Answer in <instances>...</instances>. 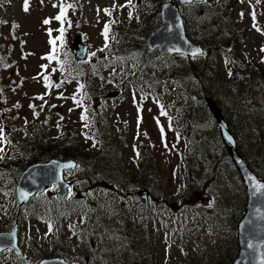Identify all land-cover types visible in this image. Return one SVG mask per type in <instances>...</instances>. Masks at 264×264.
<instances>
[{
    "label": "rangeland",
    "instance_id": "rangeland-1",
    "mask_svg": "<svg viewBox=\"0 0 264 264\" xmlns=\"http://www.w3.org/2000/svg\"><path fill=\"white\" fill-rule=\"evenodd\" d=\"M166 1L27 0L25 10V0H0V230L18 220L20 247L32 258L5 251L0 264H34L62 251L79 264H124L121 257L139 252L144 259L134 264H230L236 256L245 187L218 144L206 98L264 180V0L180 5L187 38L204 48L200 57L146 48ZM77 34L89 51L71 75ZM64 132L74 139L67 150L79 161L97 158L96 166L110 142L113 175L78 166L87 194L75 206L53 212L57 199L47 191L16 211L6 188L25 166L23 154L55 156L50 147ZM137 186L148 189L146 203Z\"/></svg>",
    "mask_w": 264,
    "mask_h": 264
},
{
    "label": "water",
    "instance_id": "water-1",
    "mask_svg": "<svg viewBox=\"0 0 264 264\" xmlns=\"http://www.w3.org/2000/svg\"><path fill=\"white\" fill-rule=\"evenodd\" d=\"M202 0H177L178 4H190ZM160 24L146 38L148 49L161 48L167 53H181L187 56H195L202 53V47L193 44L185 34L183 18L179 6L173 1L164 2L160 8ZM74 57L83 60L87 54V44L82 42L81 36L76 35L72 41ZM117 92L107 93V97H115ZM207 107L218 126L219 136L225 145L244 186L246 203L244 213L237 222L238 253L231 264H264V195L254 194L253 184L264 180L259 179L249 168L246 161L239 154L235 138L230 130L219 106L212 99L206 100ZM73 160L57 161L49 160L46 163H35L27 167L20 176L17 185L18 203L22 205L32 195L42 192L45 188L57 185V193L65 194L68 183L64 182L61 173L63 169L74 166ZM137 195L145 201L147 190L144 187L136 188ZM85 192H81L84 196ZM17 227L11 231L0 232V251L10 248L17 255H23L17 244ZM252 247H249V245ZM73 264L63 259H44L38 264Z\"/></svg>",
    "mask_w": 264,
    "mask_h": 264
},
{
    "label": "flooded vegetation",
    "instance_id": "flooded-vegetation-1",
    "mask_svg": "<svg viewBox=\"0 0 264 264\" xmlns=\"http://www.w3.org/2000/svg\"><path fill=\"white\" fill-rule=\"evenodd\" d=\"M167 1H169V0H167ZM226 120H228V119L226 118ZM227 123H228V121H227ZM228 125H229V123H228ZM50 158H52V157H48V158L42 160V159H39L37 157H32L31 153L29 152V150L26 151L25 154H23V162H22V164L25 165V166L19 171V173L17 175V178H10V180L12 181V184L9 185L8 188H6V191H8L10 193L9 201L12 200V202H16L17 203L15 185L17 184L18 176L21 174V172L26 167H28L29 165H31L33 163L44 162L46 160H49ZM16 159H17V157L13 158V160H16ZM78 165H79V162H78ZM0 170H2L1 167H0ZM71 170L72 169L66 170L65 173H64V179L70 184V186L67 189V193H66V195L64 197L57 196V194H56L57 187L56 186H52L50 188H47L44 191V193H46L47 191L50 192L53 195V197H55L57 199L56 203H49V206H50V208L53 209V212H57L58 213V212L65 211L66 209L75 206L76 202L79 200L78 195H80L81 189H80L79 181L75 180V178H77V179H79V178L76 175H74V177H75L74 178L71 174H69V173L66 174L67 171H71ZM72 178H73V180H71ZM13 184H14V186H13ZM44 193L41 194V195H44ZM35 197H32L31 199H29V201L26 204L22 205V206H19L18 203H17L16 211L21 213V209H28V207L33 204L32 201L35 199ZM143 202L146 203L145 201H143ZM24 214H27V213H24ZM52 221L54 222V224L56 223L55 222L56 220H52ZM14 223L17 226L19 221L15 220ZM6 252L12 253L11 251H6ZM27 254H28V256L26 258H29V260L31 262L32 261L31 253L28 252ZM53 256L63 257L64 259L74 261L75 264H79V263L76 262L77 258H76L75 255H74L75 257H71V259H69L63 251L60 253V255H52V256H45V257H53ZM42 258H44V257H42Z\"/></svg>",
    "mask_w": 264,
    "mask_h": 264
},
{
    "label": "trees",
    "instance_id": "trees-1",
    "mask_svg": "<svg viewBox=\"0 0 264 264\" xmlns=\"http://www.w3.org/2000/svg\"><path fill=\"white\" fill-rule=\"evenodd\" d=\"M178 113H181V112H178ZM60 141H63V144H61L59 147H56V146L50 147V150H51L50 154L51 155L55 154L54 157H62L63 154H65L67 156H68V154H71L72 157H78L73 152L67 150L68 148H70L69 141H72L71 137H69L68 135L63 133L62 136H60ZM54 142L56 143V142H58V140H54ZM220 142H221V140H220V138H218V144ZM109 143H107V144H109ZM107 144H105L100 151L99 157L101 160H103L102 164L100 163L96 166L95 162L97 161V158L95 159V162H93L92 157H89V158H82L81 157L80 162L83 165V167H85V171H87V169L90 168V169L94 170V172L102 174L103 178L106 177L105 175H108V176L113 175V165L115 163L116 153L114 152V148L112 146L109 147ZM102 166H105V169H103ZM87 173H88V171H87ZM134 254H135V257H130L129 254H126L125 256H123L121 258L122 262L124 264H134L135 261L144 259L143 253L139 252V259L136 258L137 253H134Z\"/></svg>",
    "mask_w": 264,
    "mask_h": 264
},
{
    "label": "bare ground",
    "instance_id": "bare-ground-1",
    "mask_svg": "<svg viewBox=\"0 0 264 264\" xmlns=\"http://www.w3.org/2000/svg\"><path fill=\"white\" fill-rule=\"evenodd\" d=\"M207 99H210V98H206V100ZM213 100V99H212ZM235 138V137H234ZM235 144H236V139H235ZM236 148H237V144H236ZM238 150V149H237ZM239 152V151H238ZM240 154V153H239ZM241 155V154H240ZM116 157V156H115ZM49 160H57V161H68V160H73L74 162H75V164H74V166H72V167H69V168H66V169H63L62 170V173H61V177H62V179H63V181L64 182H66V183H68L65 179H64V173H65V171L66 170H69V169H73V170H71V171H67L66 172V174L67 173H69V174H71L73 177H74V175L72 174V172H75V175L79 178V179H77V178H75V180H78L79 181V184H80V189H81V183H80V176H78V174L76 173L77 172V168L76 167H78V166H80V167H82V165L80 164V162H79V160L77 159V158H75V157H66V158H63V157H52V158H50ZM49 160H46V161H44V162H36V163H46L47 161H49ZM78 162H79V165H78ZM33 164H35V163H33ZM32 165V164H31ZM31 165H29V166H31ZM28 166V167H29ZM27 168V167H26ZM25 168V169H26ZM74 168L76 169V171H74ZM24 169V170H25ZM23 170V171H24ZM22 171V172H23ZM22 172H21V174L18 176V180H19V178H20V176L22 175ZM86 176H89V175H86ZM95 179V176L94 177H92V178H87V181L88 182H90V180H94ZM18 180H17V184L15 185V192H16V198H17V195H18V191H17V185H18ZM71 180H73V178L71 179ZM71 182V181H70ZM52 186H56L57 187V189H56V194H57V196H59V197H64L65 195H66V193H67V189H68V187L70 186V184L68 183V185L66 186V188H65V194L63 195V196H60L58 193H57V191H58V186L57 185H52ZM52 186H49V187H47V188H50V187H52ZM47 188H45V189H47ZM45 189L42 191V192H40V193H36V194H34V195H32L29 199H31L32 197H35V196H39V195H41V194H43L44 193V191H45ZM81 192H85V195L87 194V192H86V190H81ZM85 195L84 196H81V193H80V195H78V198H84L85 197ZM29 199L27 200V202L29 201ZM17 200H18V198H17ZM29 204V203H28ZM34 204V203H33ZM18 244V243H17ZM9 249L10 248H7V249H4V252L5 251H9ZM237 253H238V247H237ZM128 254V253H127ZM134 254V253H133ZM126 255V254H125ZM124 255V256H125ZM18 256V255H17ZM236 256H237V254H236ZM236 256L233 258V260L236 258ZM122 258V257H121ZM121 258H120V260H121ZM233 260L231 261V263L233 262ZM137 261H139V260H137ZM230 263V264H231ZM42 264H44V263H42Z\"/></svg>",
    "mask_w": 264,
    "mask_h": 264
},
{
    "label": "snow or ice",
    "instance_id": "snow-or-ice-1",
    "mask_svg": "<svg viewBox=\"0 0 264 264\" xmlns=\"http://www.w3.org/2000/svg\"><path fill=\"white\" fill-rule=\"evenodd\" d=\"M25 10H27V0H25ZM63 15H64V13H63V11H61V14H60V16L57 17V19H62ZM45 23H48V21L46 20ZM107 31H108V26L106 25L105 26V35H107ZM53 43H55V42L53 41ZM49 58L54 59L55 57L52 56ZM42 67H46V66H42ZM45 79L47 80V78H45ZM82 118H85V117H82ZM253 189H254V194L258 193V194L264 195V184L257 182L255 184H253ZM249 247H252V245L250 244Z\"/></svg>",
    "mask_w": 264,
    "mask_h": 264
}]
</instances>
